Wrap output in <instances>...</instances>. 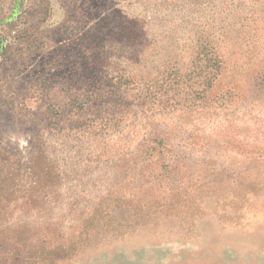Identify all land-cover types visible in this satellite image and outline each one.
<instances>
[{"label": "rangeland", "instance_id": "1", "mask_svg": "<svg viewBox=\"0 0 264 264\" xmlns=\"http://www.w3.org/2000/svg\"><path fill=\"white\" fill-rule=\"evenodd\" d=\"M0 165V264H264V0H0Z\"/></svg>", "mask_w": 264, "mask_h": 264}, {"label": "trees", "instance_id": "2", "mask_svg": "<svg viewBox=\"0 0 264 264\" xmlns=\"http://www.w3.org/2000/svg\"><path fill=\"white\" fill-rule=\"evenodd\" d=\"M37 166L39 168V165L34 164L32 168L34 170L30 171L31 178L33 180V184L28 190H22L23 193H21L22 197L28 202H39L40 198V192L43 191L45 188V185L42 184V180H44L43 177H41L42 170H37ZM0 169H2L3 165H0ZM5 180H8V175L4 178H0V200L7 199L10 200L12 198H19L21 195L17 196L16 191L18 189L11 188V186H8L5 184ZM1 221V219H0ZM29 230H32L31 228H21V227H15L14 231H16L18 234H20L22 237H19V235H11L10 237L4 236L9 238L11 241L9 243V246L16 247L14 253L10 255L8 258L10 260H15L14 257L18 254L17 250L22 251V248H26L24 252V256H28V258L32 256H43V258H46L47 260L51 259L50 261L53 262V264H57L58 259L60 260L64 257H69L71 254L74 243H69L65 240H59L55 243L52 241L46 242L42 241L40 244H33V248L36 247L37 250H32V246L30 242H27V237H30L31 233ZM24 235V236H23ZM69 238L68 240H70ZM20 258L19 255L17 257ZM25 258V257H22Z\"/></svg>", "mask_w": 264, "mask_h": 264}]
</instances>
